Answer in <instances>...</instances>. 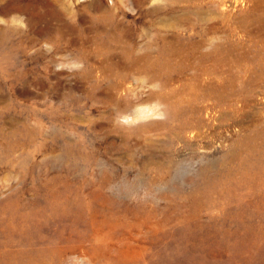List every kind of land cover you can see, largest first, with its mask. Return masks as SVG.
Masks as SVG:
<instances>
[{
    "label": "rangeland",
    "instance_id": "374dc122",
    "mask_svg": "<svg viewBox=\"0 0 264 264\" xmlns=\"http://www.w3.org/2000/svg\"><path fill=\"white\" fill-rule=\"evenodd\" d=\"M13 13L0 264H264V0H0Z\"/></svg>",
    "mask_w": 264,
    "mask_h": 264
},
{
    "label": "clouds",
    "instance_id": "9594fccd",
    "mask_svg": "<svg viewBox=\"0 0 264 264\" xmlns=\"http://www.w3.org/2000/svg\"><path fill=\"white\" fill-rule=\"evenodd\" d=\"M151 2L155 4L157 0H151ZM132 11L134 12L135 10L133 9ZM0 26L6 29L10 28L14 31H27L29 28L27 17H25L24 15L20 13H13L11 16L7 18L0 16ZM66 68L79 70L83 68V64L81 62H72L71 64L58 63L55 65L56 71H61ZM136 83H139V84L147 83V78L146 77L141 78L138 81H136ZM150 87L152 90L158 91L160 89V84L157 82V83L152 84ZM159 107L160 105L158 104L153 105L151 110L156 111L158 110ZM147 110H148V106L137 107L135 109V111H147ZM117 120L119 123L129 124L132 122V117L129 115H118Z\"/></svg>",
    "mask_w": 264,
    "mask_h": 264
}]
</instances>
